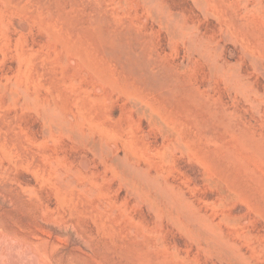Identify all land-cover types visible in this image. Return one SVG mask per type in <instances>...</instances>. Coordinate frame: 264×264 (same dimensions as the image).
I'll list each match as a JSON object with an SVG mask.
<instances>
[{
  "label": "rangeland",
  "instance_id": "374dc122",
  "mask_svg": "<svg viewBox=\"0 0 264 264\" xmlns=\"http://www.w3.org/2000/svg\"><path fill=\"white\" fill-rule=\"evenodd\" d=\"M9 239L264 264V0H0L1 264Z\"/></svg>",
  "mask_w": 264,
  "mask_h": 264
},
{
  "label": "bare ground",
  "instance_id": "6f19581e",
  "mask_svg": "<svg viewBox=\"0 0 264 264\" xmlns=\"http://www.w3.org/2000/svg\"><path fill=\"white\" fill-rule=\"evenodd\" d=\"M157 119V118H156ZM166 120V119H165ZM169 122V121H168ZM166 125V124H165ZM164 126V125H163ZM165 128V127H164ZM168 130V129H167ZM176 134V133H175ZM139 176V175H138ZM139 178H140V176H139ZM138 178V179H139ZM142 178V177H141ZM144 178H146V177H144ZM143 178V179H144ZM142 180V179H141ZM147 180V179H146ZM138 181H140V180H138ZM148 182V181H147ZM153 182V181H152ZM142 183V182H141ZM144 183V182H143ZM145 184L147 185V183L145 182ZM152 184L153 183H151L150 184V181L148 182V185L151 187L152 186ZM147 185V187L148 188H150L149 186ZM154 185V184H153ZM143 186H145V185H143ZM142 186V187H143ZM147 187H146V189H147ZM153 188L152 189H154V186H152ZM159 187V186H158ZM157 187V188H158ZM139 188V187H138ZM140 188H141V186H140ZM145 189V190H146ZM159 189V188H158ZM157 189V192H160L159 190ZM161 189V188H160ZM144 190V189H143ZM154 190H156V189H154ZM152 191V190H151ZM162 192V191H161ZM164 192H165V190H164ZM163 192V193H164ZM153 194V193H152ZM160 194V193H159ZM162 194V193H161ZM149 195H151V194H149ZM147 196V195H146ZM166 196V195H165ZM157 197H159L158 195H157ZM156 197V198H157ZM161 197V196H160ZM159 197V198H160ZM149 198V197H148ZM151 198L153 199V197H152V195H151ZM154 198H155V196H154ZM159 198H157V199H159ZM169 198H171V197H169ZM174 198V197H173ZM176 198V197H175ZM171 202H174L175 204L178 202V200H177V202H175V199L172 201L171 200ZM171 202L169 203L170 205H172L171 204ZM168 203V202H167ZM179 204V205H178ZM177 205L178 206H176L177 208H181V207H179V206H181V205H183V203L182 204H180V202L178 203ZM172 207H173V205H172ZM182 208H183V206H182ZM12 241H13V239H12ZM16 241V240H15ZM14 242V241H13ZM13 242H11L10 241V239H9V241L8 242H6L3 246H4V249H5V251H6V260H7V264H39V261L37 260V258L36 257H33L30 253H29V250L25 253V254H23V253H19V254H17L16 252H14L12 249V247H11V245H13L12 243ZM15 243V242H14ZM1 245V244H0ZM0 255H1V247H0ZM0 261H1V258H0ZM0 264H1V262H0Z\"/></svg>",
  "mask_w": 264,
  "mask_h": 264
}]
</instances>
